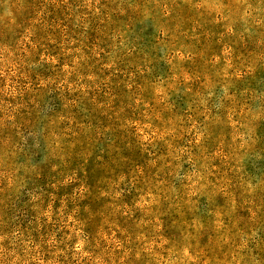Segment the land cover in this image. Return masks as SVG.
<instances>
[{
    "label": "clouds",
    "instance_id": "9594fccd",
    "mask_svg": "<svg viewBox=\"0 0 264 264\" xmlns=\"http://www.w3.org/2000/svg\"><path fill=\"white\" fill-rule=\"evenodd\" d=\"M0 264H264V0H0Z\"/></svg>",
    "mask_w": 264,
    "mask_h": 264
},
{
    "label": "rangeland",
    "instance_id": "374dc122",
    "mask_svg": "<svg viewBox=\"0 0 264 264\" xmlns=\"http://www.w3.org/2000/svg\"><path fill=\"white\" fill-rule=\"evenodd\" d=\"M177 103H178V104H180L181 102H180V101H178Z\"/></svg>",
    "mask_w": 264,
    "mask_h": 264
}]
</instances>
